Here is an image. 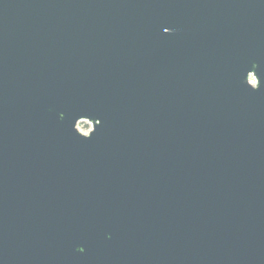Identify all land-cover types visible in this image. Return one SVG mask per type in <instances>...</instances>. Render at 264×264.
<instances>
[{"label": "water", "instance_id": "1", "mask_svg": "<svg viewBox=\"0 0 264 264\" xmlns=\"http://www.w3.org/2000/svg\"><path fill=\"white\" fill-rule=\"evenodd\" d=\"M0 264H264V0H0Z\"/></svg>", "mask_w": 264, "mask_h": 264}, {"label": "rangeland", "instance_id": "2", "mask_svg": "<svg viewBox=\"0 0 264 264\" xmlns=\"http://www.w3.org/2000/svg\"><path fill=\"white\" fill-rule=\"evenodd\" d=\"M92 128L91 123H89L88 121H80L78 123V129L83 132V133H88L90 131V129Z\"/></svg>", "mask_w": 264, "mask_h": 264}, {"label": "snow or ice", "instance_id": "3", "mask_svg": "<svg viewBox=\"0 0 264 264\" xmlns=\"http://www.w3.org/2000/svg\"><path fill=\"white\" fill-rule=\"evenodd\" d=\"M97 123H100V121H97Z\"/></svg>", "mask_w": 264, "mask_h": 264}]
</instances>
